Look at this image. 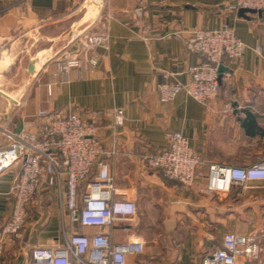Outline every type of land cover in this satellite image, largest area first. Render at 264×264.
<instances>
[{
  "label": "crops",
  "instance_id": "0c3cea01",
  "mask_svg": "<svg viewBox=\"0 0 264 264\" xmlns=\"http://www.w3.org/2000/svg\"><path fill=\"white\" fill-rule=\"evenodd\" d=\"M103 1L104 7L97 8L100 20L112 14L103 18L108 48L98 49L94 72L79 77L70 71L64 79L53 75V53L60 49L63 30L90 23L99 29V21L81 16L85 0H0V147L7 141L3 129L18 131L40 109L121 108L120 136L127 154L102 158L111 163L114 197L134 201L137 213L104 230L113 244L127 237L123 225L143 238L144 251L127 255L126 264H200L226 231L264 234L263 181L205 194L199 189L204 181L184 188L139 158L164 149L166 131L179 130L207 162L248 166L264 159V12H227L224 6L231 0ZM222 24L235 30L246 50L238 61L224 60L222 73L230 76H221L217 98L205 105L180 92L160 102L157 85L187 82L189 68L202 60L185 49L187 30ZM42 52L47 57L39 60ZM48 83H54L51 96ZM19 172L14 166L0 176V228L10 215V191ZM64 226L82 233L96 230L71 224L67 215ZM62 227L53 188L41 185L19 234L3 242L0 264H45L34 261L31 251L61 245Z\"/></svg>",
  "mask_w": 264,
  "mask_h": 264
},
{
  "label": "built area",
  "instance_id": "2783aa9c",
  "mask_svg": "<svg viewBox=\"0 0 264 264\" xmlns=\"http://www.w3.org/2000/svg\"><path fill=\"white\" fill-rule=\"evenodd\" d=\"M97 8L104 7L103 0H94ZM89 9V8H88ZM254 9L264 12V0H231L224 6L227 12ZM97 12V13H96ZM92 15L99 21V29L74 26L67 34L65 44L53 53L56 60L54 76L66 78L70 71L81 77L84 72H94L99 64V48H108L109 35L100 11ZM88 11L83 14L85 20ZM92 13V12H91ZM86 16V17H85ZM94 18V19H93ZM186 50L197 53L202 60L189 68V79L182 83L171 80L157 85L158 99L162 103L173 100L178 93L205 105L218 95L220 79L230 76L222 73L219 65L224 60L238 61L246 44L227 24L210 29L195 26L187 30L183 39ZM257 52L261 48L257 47ZM51 96L54 83L46 86ZM125 123L121 108L40 109L35 118L23 122L18 131L5 130L6 144L0 147V176L14 166L20 172L11 187L12 205L9 217L0 228V252L4 241H13L27 219V206L35 202L41 185L53 188L63 222V242L55 247H36L31 251L34 261L45 264H126L127 255L144 251L142 237L123 225L127 234L123 242L113 244L105 228L119 221L132 219L137 213L134 201L115 198L114 175L110 160L123 152L120 136ZM167 146L162 150L139 155L143 164L160 170L167 179L178 181L182 187H192L198 179L204 181L201 192L229 191L233 184L248 187L251 181L264 182V159L248 166L226 165L205 161L179 130L165 133ZM106 155L108 160L102 158ZM96 166V170L93 167ZM67 215L71 224L92 227V233H82L64 226ZM200 264H264V234L239 235L226 231L219 246L205 253Z\"/></svg>",
  "mask_w": 264,
  "mask_h": 264
},
{
  "label": "rangeland",
  "instance_id": "374dc122",
  "mask_svg": "<svg viewBox=\"0 0 264 264\" xmlns=\"http://www.w3.org/2000/svg\"><path fill=\"white\" fill-rule=\"evenodd\" d=\"M83 9L81 10V16L83 15V13L86 11V9H87V11H88V8H90L91 10H92V13H91V15H90V19H88V20H91V16L96 12V10H97V4H95L94 3V0H85V2H83ZM77 16H79L80 17V15H77ZM86 17V16H85ZM89 22V21H88ZM67 27V26H66ZM73 28V27H72ZM72 28H70L69 29V27H68V29L66 30V29H64L63 30V34L62 35H65V37L61 40V43H59V48H61V46L66 42V40H67V38H68V36H67V34H68V32L72 29ZM61 44V45H60ZM48 54H49V52H47ZM44 57H47V54L46 53H41L40 54V56H39V60H41V59H44ZM43 62H44V60H43ZM42 66V65H41Z\"/></svg>",
  "mask_w": 264,
  "mask_h": 264
},
{
  "label": "water",
  "instance_id": "95a60500",
  "mask_svg": "<svg viewBox=\"0 0 264 264\" xmlns=\"http://www.w3.org/2000/svg\"><path fill=\"white\" fill-rule=\"evenodd\" d=\"M256 11H257V10H254V9H241V10H240V13H241V14H246L247 12H256ZM30 67H33V64H30ZM219 70H220L221 72H223V71H226L227 68L221 64V65H219Z\"/></svg>",
  "mask_w": 264,
  "mask_h": 264
},
{
  "label": "bare ground",
  "instance_id": "6f19581e",
  "mask_svg": "<svg viewBox=\"0 0 264 264\" xmlns=\"http://www.w3.org/2000/svg\"><path fill=\"white\" fill-rule=\"evenodd\" d=\"M91 12H92V10L89 8V9H88V13H87L86 16L88 17L89 15H91Z\"/></svg>",
  "mask_w": 264,
  "mask_h": 264
}]
</instances>
